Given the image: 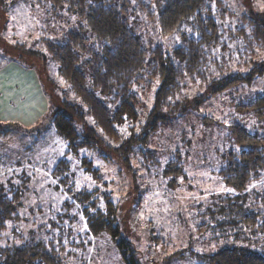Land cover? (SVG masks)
<instances>
[{"label":"rangeland","instance_id":"1","mask_svg":"<svg viewBox=\"0 0 264 264\" xmlns=\"http://www.w3.org/2000/svg\"><path fill=\"white\" fill-rule=\"evenodd\" d=\"M135 2L148 3L150 0ZM42 4L43 0L0 2V69L10 60L22 58L16 45L46 54L48 42H61L65 34L72 31L74 22L68 24L65 17L57 23ZM229 9L237 14L246 10L264 14V0H228V12ZM228 12L224 17L227 39L231 38L229 29L235 25L231 20L236 17ZM145 23L140 29L149 45L160 46L168 52L179 43L177 36H161L155 20H145ZM259 56L264 59V53ZM254 58L248 57V62L251 59L256 62L248 66L238 64V57L233 59L226 74H247L259 61ZM25 61L28 73L34 75L37 72L41 76L39 83L45 95L53 97L56 106L61 105L63 98L74 101L70 85L60 77L51 59H48L47 67L40 58H26ZM53 83L60 88H53ZM209 83L188 82L182 99L193 100L204 94ZM157 86L155 82L148 91L145 88L138 91V121L124 122L118 127L121 141L143 133L141 128L152 109ZM21 96L19 92L14 93V97ZM261 97H264V74L251 82H239L209 97L199 107L188 108L179 117L170 119L149 136L145 146L135 148L131 166L137 175L136 181L115 156L106 162L98 151L67 154V147L53 130L36 133L49 120L40 126V130L27 134L25 129L35 126L48 108L42 115L26 113L24 117L31 118L25 123L20 119L24 124H18L22 127L1 125L0 160L6 163L4 171L8 174H0V178L28 177L30 189L25 196L23 215L32 220L19 225L22 235L9 232L6 239H17L18 243L19 238H27L31 230L37 231L41 224L47 227L54 222L58 226L54 229L56 236L62 233L63 239L83 241L71 248L72 255H68L71 264H125L117 241H112L106 233L94 238L88 234L84 211L89 206L77 203L70 194L78 188H95L97 193L92 198L99 207H104L102 201L106 199L116 204L119 223L123 227L121 234L131 242L139 264H207V256L231 248H243L264 256V230L261 227L264 215L254 226H246L238 217L249 215L251 210L264 214V171L241 193L228 187L219 174L223 157L240 150L232 136L233 126L239 125L264 138V111L261 115L256 108H247ZM43 106L45 109L46 102ZM12 112L10 115L15 117ZM106 149L103 146V150ZM81 156H86L99 169L97 177L88 179L90 173L80 168L76 177L66 180L68 187H63L51 176L52 167L59 160L65 159L72 168ZM170 163H175L174 166L177 165L184 174L165 175ZM225 199H228L227 205ZM232 205L239 208L234 209Z\"/></svg>","mask_w":264,"mask_h":264},{"label":"trees","instance_id":"2","mask_svg":"<svg viewBox=\"0 0 264 264\" xmlns=\"http://www.w3.org/2000/svg\"><path fill=\"white\" fill-rule=\"evenodd\" d=\"M227 2L150 0L137 4L135 0H43L42 5L54 16V21L61 23L66 17L68 24L74 22L73 29L61 42H48L46 54L16 45L22 52V58L16 62L24 66L26 58H40L47 67L51 59L60 77L70 85L76 102L63 98L61 105L56 106L53 97L46 94L48 111L34 124L36 127L26 128V133L40 130L49 120L36 133L53 130L67 147V154L98 151L106 162L115 156L136 181L137 175L131 166L132 154L136 147L147 144L151 134L188 108H197L209 97L264 74V59L259 56L264 53V14L247 10L237 14L230 9L228 12ZM226 12L236 16L231 20L235 25L229 29V39L224 31ZM149 19L155 20L161 36H177L179 43L167 52L145 42L146 36L140 28ZM249 56L259 61L247 74H226L229 62L237 57L238 64L255 65L252 59L248 62ZM155 82L157 91L147 121L141 128L143 133L121 141L118 127L124 122L138 121V91L144 88L148 91ZM188 82L210 83L204 94L187 100L182 96ZM52 86L60 88L55 83ZM247 108H256L262 115L264 97ZM4 124L19 125L0 121V126ZM232 136L240 150L223 157L219 174L228 187L241 193L264 171V138L239 125L232 127ZM103 146L107 149L103 150ZM107 152L112 157L109 158ZM174 164H169L165 175L184 174ZM4 166L6 163L0 160V174L5 176L8 173ZM72 168L68 161L61 159L52 167L51 176L63 187H68L66 180L76 177L80 168L90 173L89 178L100 173L86 156H81ZM28 184L26 175L17 179L15 175L0 178V264H71L68 259L71 248L83 241L63 239L62 233L56 236L54 229L58 226L54 222L47 227L41 224L37 231L31 230L27 238H19L18 243L17 239H6L9 232L22 235L19 226L22 222H32L30 217L23 215L25 196L30 189ZM95 193V188H78L70 193L77 203L89 206L84 211L88 234L93 238L101 233L108 234L112 241H117L125 264H139L131 242L121 234L123 227L116 204L106 199L102 201L104 207H99L92 198ZM227 200H224L225 205ZM232 208L239 207L232 205ZM263 215L251 210L249 215L238 217L246 226H254ZM261 227L264 230V221ZM206 258L207 264H264L262 254L243 248L224 249Z\"/></svg>","mask_w":264,"mask_h":264},{"label":"crops","instance_id":"3","mask_svg":"<svg viewBox=\"0 0 264 264\" xmlns=\"http://www.w3.org/2000/svg\"><path fill=\"white\" fill-rule=\"evenodd\" d=\"M39 81L37 72H34V75L28 73L27 68L16 61L10 60L5 66H2L0 69V121L22 123L19 121L21 119L25 123L31 118L30 116L42 115L43 112H46L49 105ZM16 92L21 93L22 96L14 97ZM43 102H46L47 105L45 109ZM12 111L15 112L18 119L16 116L10 115L13 113ZM28 112H30V116L27 119L24 116ZM18 113H20V117Z\"/></svg>","mask_w":264,"mask_h":264},{"label":"snow or ice","instance_id":"4","mask_svg":"<svg viewBox=\"0 0 264 264\" xmlns=\"http://www.w3.org/2000/svg\"><path fill=\"white\" fill-rule=\"evenodd\" d=\"M88 179H90V178H88Z\"/></svg>","mask_w":264,"mask_h":264}]
</instances>
